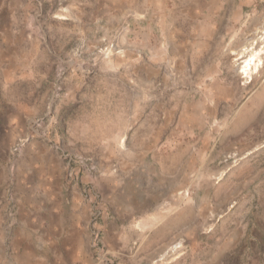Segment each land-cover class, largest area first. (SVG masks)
Returning a JSON list of instances; mask_svg holds the SVG:
<instances>
[{
  "label": "rangeland",
  "instance_id": "obj_1",
  "mask_svg": "<svg viewBox=\"0 0 264 264\" xmlns=\"http://www.w3.org/2000/svg\"><path fill=\"white\" fill-rule=\"evenodd\" d=\"M263 36L264 0H0V264L32 203L77 222L54 264L264 259Z\"/></svg>",
  "mask_w": 264,
  "mask_h": 264
},
{
  "label": "crops",
  "instance_id": "obj_2",
  "mask_svg": "<svg viewBox=\"0 0 264 264\" xmlns=\"http://www.w3.org/2000/svg\"><path fill=\"white\" fill-rule=\"evenodd\" d=\"M47 211V208L42 203H32L30 204V207H26L24 205H20L19 207V214L17 221L19 222V225L16 227L15 231H18L20 228H23L26 232L25 235H23L25 238H27L29 241L37 240L39 241V245L46 246L47 248V241L53 243H57L58 240H70L73 238V235L77 232V222L75 223H67L65 225L62 221H52L51 218H47L44 214ZM22 212H24L22 214ZM17 233V232H16ZM19 235H22L21 232H18ZM60 234V235H59ZM17 236V234H16ZM45 248L41 249H34L32 246L29 248L25 247L24 251H28V255L30 256V261H28V264H54L57 263L56 259L57 256L51 257L48 252L45 251ZM227 249L224 251H219L217 257H219L221 254H224ZM23 253V251H22ZM61 251L58 254H62ZM15 256H17L18 264L21 262L20 256L21 250H18L17 253H13ZM240 258L242 264H263L264 259L262 257L261 251H256L252 255L251 252H242L240 253Z\"/></svg>",
  "mask_w": 264,
  "mask_h": 264
},
{
  "label": "bare ground",
  "instance_id": "obj_3",
  "mask_svg": "<svg viewBox=\"0 0 264 264\" xmlns=\"http://www.w3.org/2000/svg\"><path fill=\"white\" fill-rule=\"evenodd\" d=\"M262 40V38H261ZM260 40V41H261ZM262 42L264 43V36H263V40ZM261 42V43H262ZM258 43L257 42H252L250 44V52H248L246 55V59L244 60L245 61V64H243V70L244 72H246L247 74L250 73L251 71H253V69L255 68V70H257L258 68H260L262 65H264V55L262 54L261 50V46L257 45ZM247 49V48H246ZM245 52V51H244ZM243 53V52H242ZM245 54V53H244ZM244 56V55H243ZM243 61V62H244ZM259 70V69H258ZM249 75V74H248Z\"/></svg>",
  "mask_w": 264,
  "mask_h": 264
},
{
  "label": "built area",
  "instance_id": "obj_4",
  "mask_svg": "<svg viewBox=\"0 0 264 264\" xmlns=\"http://www.w3.org/2000/svg\"><path fill=\"white\" fill-rule=\"evenodd\" d=\"M19 149V145H17L16 147H14V151H17ZM66 157L69 159L70 163H72V161H75L76 159L73 157V155L71 154H66ZM92 199H94V203H93V229L92 232L98 237V233H99V228L97 225V221L99 219H101L103 217L104 211L102 209V206L98 203V198L99 195H97L96 193L92 192L91 194Z\"/></svg>",
  "mask_w": 264,
  "mask_h": 264
}]
</instances>
